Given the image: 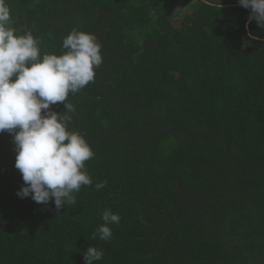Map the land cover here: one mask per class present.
<instances>
[{"label":"trees","instance_id":"obj_1","mask_svg":"<svg viewBox=\"0 0 264 264\" xmlns=\"http://www.w3.org/2000/svg\"><path fill=\"white\" fill-rule=\"evenodd\" d=\"M0 264H264V0H0Z\"/></svg>","mask_w":264,"mask_h":264}]
</instances>
